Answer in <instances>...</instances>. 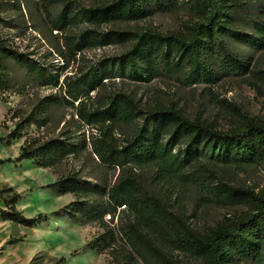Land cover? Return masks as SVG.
I'll return each mask as SVG.
<instances>
[{
    "label": "trees",
    "instance_id": "16d2710c",
    "mask_svg": "<svg viewBox=\"0 0 264 264\" xmlns=\"http://www.w3.org/2000/svg\"><path fill=\"white\" fill-rule=\"evenodd\" d=\"M33 1L54 30L66 32L67 50L61 55L66 68L76 66L59 86L57 74L0 34V100L11 84L9 61L26 67L36 80L59 86L18 118L8 136L20 139L32 125L47 126L51 110L61 106L71 107L90 128L88 136L65 128L56 137H27L17 157L54 170L89 153L103 171L117 172L113 183L74 171L50 184L75 197L67 207L73 221L100 227L89 247L107 254L109 264H264V189L231 183L241 170L264 168V122L233 105L240 120L221 129L215 121L189 119L176 103L144 101L134 86H125L161 78L184 86L215 84L247 76L264 89V70L252 68V57H242L230 43L264 50V4L244 19L232 0ZM86 1L92 2L86 6ZM178 11L187 14L185 32L118 27ZM240 18L253 32L236 25ZM109 25V30L99 29ZM108 44L125 50L96 63L80 62L84 50ZM22 198L12 187H0V219L28 227L48 221L45 213L26 217L17 207ZM186 198L196 207L245 210L200 230L192 225L195 213L189 214ZM62 262L55 258V264Z\"/></svg>",
    "mask_w": 264,
    "mask_h": 264
},
{
    "label": "rangeland",
    "instance_id": "374dc122",
    "mask_svg": "<svg viewBox=\"0 0 264 264\" xmlns=\"http://www.w3.org/2000/svg\"><path fill=\"white\" fill-rule=\"evenodd\" d=\"M91 2L86 1L85 5L89 6ZM231 3L236 4L233 9L241 8L239 13L244 19H248L246 16L251 9H258L264 4L263 0H232ZM242 19L237 20L236 25L246 32H253L248 20ZM186 24L187 14L178 11L157 13L145 20L118 27L131 30L151 28L166 33L185 32ZM112 27L101 26L99 29L105 31ZM65 33L54 30L44 20L33 0H0V34L21 52L46 66L53 75L57 74L59 86L66 75L74 73L73 67L76 66L71 63L66 68L67 62L61 55L67 50L63 39ZM230 43L242 57H252V68L264 70V50ZM124 50L125 47L118 44L86 49L80 55V62L96 63ZM7 66L11 84L0 100V139L4 137L0 140V159L4 160L0 163V187H12L23 194L17 207L26 217L45 213L49 218L34 227L0 219V264H55V258L63 259L61 264H109L107 254H99L89 247V243L101 232L100 227L95 222L73 221L67 207L75 201V197L70 193L60 194L50 184L74 171L93 181L113 183L117 172L110 169L103 171L96 157L89 153L80 158L71 157L54 170L38 167L32 160H17L27 137H56L65 128H70L75 135L88 136L90 128L73 116L71 107L61 106L51 110L47 126L39 129L32 125L24 131L22 138H9L8 134L18 118L27 115L41 98L58 91L59 86L36 80L26 67L13 61H9ZM125 86H134L144 101L176 103L189 119L200 117L215 121L221 129H228L240 120V113L233 105L264 122V89L253 86L247 76L224 78L215 84L198 82L184 86L177 79L161 78L150 83L131 81ZM91 94L95 96L96 92ZM231 183L259 192L264 189V168L252 166L241 170L235 173ZM185 205L189 214L195 213L191 222L200 230L215 225L225 216L245 210L243 207H196L191 198L185 199Z\"/></svg>",
    "mask_w": 264,
    "mask_h": 264
}]
</instances>
